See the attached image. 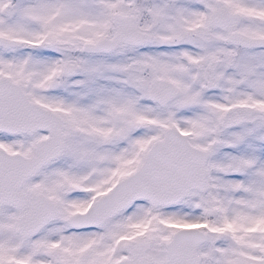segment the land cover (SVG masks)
I'll list each match as a JSON object with an SVG mask.
<instances>
[{
	"label": "snow or ice",
	"instance_id": "1",
	"mask_svg": "<svg viewBox=\"0 0 264 264\" xmlns=\"http://www.w3.org/2000/svg\"><path fill=\"white\" fill-rule=\"evenodd\" d=\"M0 264H264V0H0Z\"/></svg>",
	"mask_w": 264,
	"mask_h": 264
}]
</instances>
